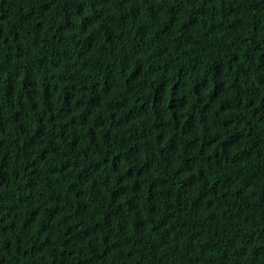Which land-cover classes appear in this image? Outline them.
I'll use <instances>...</instances> for the list:
<instances>
[{
  "label": "trees",
  "instance_id": "1",
  "mask_svg": "<svg viewBox=\"0 0 264 264\" xmlns=\"http://www.w3.org/2000/svg\"><path fill=\"white\" fill-rule=\"evenodd\" d=\"M0 264H264V0H0Z\"/></svg>",
  "mask_w": 264,
  "mask_h": 264
}]
</instances>
